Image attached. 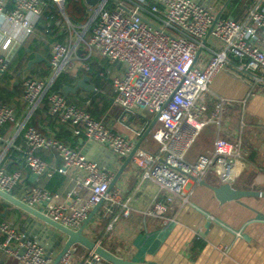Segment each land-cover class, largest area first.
I'll return each instance as SVG.
<instances>
[{
	"label": "built area",
	"instance_id": "2783aa9c",
	"mask_svg": "<svg viewBox=\"0 0 264 264\" xmlns=\"http://www.w3.org/2000/svg\"><path fill=\"white\" fill-rule=\"evenodd\" d=\"M66 2L0 0V77L7 71L18 44L10 33L29 36L49 4L63 13ZM84 5L88 23L76 42L52 45L49 76L23 80L21 99L26 120L45 99L48 114L71 126L73 136L104 148L118 160L126 159L134 149L133 142L52 90L54 81L71 73L75 66L88 72V62L93 57L115 66L117 74L111 76L106 71L101 76L111 77L112 106L119 110V121L123 124L126 119L146 118L149 125L156 119L148 134L157 146L156 152L137 149L132 162L142 171L143 179L156 188L153 202L143 216L162 219L166 227L169 221L164 216L173 205L188 203L184 190L192 178L199 182L213 172L220 184L231 186L236 165L245 159L242 124L238 136H217L209 151L199 152L192 161L185 157L204 127L212 124L220 128L227 101L210 92L219 72L236 63L229 69L233 76L249 86L264 87V0H243V17L239 21L232 17L215 20V8L198 0H99L93 7ZM66 23L75 30L68 19ZM209 40L215 46H207ZM209 95L215 103L206 117ZM25 121L16 122L13 110L0 103V127L12 123L14 136H21L25 147L21 159L30 173L31 184L18 200L71 231L78 230L99 205L95 215L106 222L104 236L110 239L131 210L128 200H121L120 191L110 188L109 170L62 142L43 136ZM39 151L54 152L61 167H48L37 157ZM54 172L66 177L70 184L61 194L38 185L42 177L50 178ZM20 181L21 173L6 172L0 159V191L13 196ZM83 250L75 258L76 246L71 247L58 264H108ZM0 252L20 264H51L55 257L36 238L6 222H0Z\"/></svg>",
	"mask_w": 264,
	"mask_h": 264
},
{
	"label": "crops",
	"instance_id": "0c3cea01",
	"mask_svg": "<svg viewBox=\"0 0 264 264\" xmlns=\"http://www.w3.org/2000/svg\"><path fill=\"white\" fill-rule=\"evenodd\" d=\"M239 1L241 0H198L202 5H212L220 18L232 17L237 21L243 17ZM8 8L10 9V5ZM66 19L75 27L74 31L67 25ZM88 20L86 6L82 2H66L63 13L49 4L32 34L24 36L17 31L10 33L18 44L7 71L0 77V103L13 110L16 122L26 120V108L21 99L23 80L48 77L52 45L69 40L76 42ZM35 55L46 60L49 66L37 61L27 67V63L34 60ZM88 64V72H82L75 66L71 73L64 74L63 87L73 88L78 80L87 77L88 84L93 86L94 91L77 89L75 93L64 95L67 102L94 112L113 132L127 138L135 146L148 127L146 118L134 117L126 119L122 124L119 121V110L112 106L114 93L111 77L101 76L106 71H110L113 76L117 74V68L95 57ZM234 64L236 63L229 65V69H233ZM97 69L100 71L97 72ZM229 69L219 72L210 86L211 94L227 101L220 128L212 124L206 126L203 142L199 141L197 149L192 150L197 138L203 133L202 130L189 149L187 158L192 161L199 152L209 151L217 136L224 139L238 136L242 124L240 136L246 156L234 169L231 187L239 191L264 193V87L249 86L233 76ZM249 93L251 96H248ZM95 95L101 100H96L91 105ZM214 103L215 99L209 95L204 116H209ZM104 104L107 106L105 111ZM47 108L48 104L43 99L37 110L25 121L26 125L34 127L43 136L78 151L87 160L105 167L113 180L125 159L118 160L104 148L90 145L82 137L73 136L71 126L63 125L56 117L50 116ZM13 131L12 123L0 127V159L7 171L21 173V181L12 191V195L20 199L29 188L31 179L21 159L25 148L22 138L20 135L14 136ZM153 144L155 143L147 136L139 145V150L155 153L157 146ZM36 155L52 169L58 170L62 165L52 151H39ZM213 174L207 173L200 181L211 187L219 186L220 181ZM54 176L63 178L64 183L59 188L54 180L55 191L49 192L61 194L70 184L58 172H54L50 178L42 177L38 185L45 186ZM200 181L190 180L184 190L188 203L180 205L176 202L173 205L164 216V220L169 221L165 227L162 219L143 216V212L153 202L156 188L143 179L142 171L131 160L112 187L120 191L122 201L128 200L130 216L121 219L109 239L107 234L104 236L106 222L94 215L86 227L87 237L99 242L100 246L117 257L136 264H264V198L246 197L219 204L213 193L206 186L200 185ZM0 222H6L28 237L40 240L53 255L62 247L63 242L54 239L53 233L47 234L45 226L35 221L28 222L25 213L2 200ZM101 226V233L97 234V228ZM83 251V248L76 246L75 258ZM0 264L20 263L0 252Z\"/></svg>",
	"mask_w": 264,
	"mask_h": 264
},
{
	"label": "water",
	"instance_id": "95a60500",
	"mask_svg": "<svg viewBox=\"0 0 264 264\" xmlns=\"http://www.w3.org/2000/svg\"><path fill=\"white\" fill-rule=\"evenodd\" d=\"M83 1L87 6L93 7L99 0H83ZM218 18L219 15H217L215 20H217ZM37 61L44 62L49 66V63L46 60H43L38 55H35L34 60L29 61L27 63V67H30L32 64L36 63ZM88 81L89 80L87 77H82L80 80L77 81L76 85L73 88L63 87L62 88L63 95H67L69 93H75L77 89H81L84 92L94 91L93 86L89 85ZM155 121L156 119L154 118L152 122L148 125L144 133L142 134L139 142L134 146V149L131 152V154L124 160L122 165L119 167L118 171L116 172L110 184V188L113 187L117 179L123 173L126 166L131 162L135 151L139 149V145L141 144V142L148 136L151 128L155 124ZM192 180L195 181V179L193 178ZM200 185L206 186L213 193L214 198L218 201L219 204H224L226 202H231V201H239L241 198H246V197L264 198V193L262 192L239 191L233 189L228 184H220L217 187H211L205 185L204 182L200 181ZM0 200L25 213L28 216V222L30 223L32 221L39 222L40 224L46 227L47 234L53 233L54 239L57 238L59 242H63L61 249L55 255L51 264H58L62 256L73 246H80L87 251L93 252L95 255L99 256L103 261H105L108 264H136L129 260H125L123 258L117 257L116 255L107 251L103 247L97 245L95 242H93L84 235L83 232L87 227V225L90 223L93 216L95 215L96 211L98 210L99 205L93 208V210L89 213L86 220L82 223L81 227L78 230L71 231L61 226L60 224L52 221L51 219L47 218L45 215L39 213L38 211L23 204L21 201L14 198L13 196H10L2 191H0ZM37 242L40 245H43L42 242H40V240H37Z\"/></svg>",
	"mask_w": 264,
	"mask_h": 264
},
{
	"label": "trees",
	"instance_id": "16d2710c",
	"mask_svg": "<svg viewBox=\"0 0 264 264\" xmlns=\"http://www.w3.org/2000/svg\"><path fill=\"white\" fill-rule=\"evenodd\" d=\"M242 1L243 0H241V1H239L240 3H242ZM67 2H80V1H78V0H67ZM235 2V1H234ZM78 9V8H77ZM39 26V23H36L35 24V26H34V29H36L37 27ZM19 56V55H18ZM100 70L99 69H97V72H99ZM64 75H62V76H59L55 81H54V83H53V85H52V90L53 91H59L60 93H62V88H63V83H64ZM63 94V93H62ZM99 101V100H101L100 98H99V96L98 95H95L93 98H92V100H91V105H93L94 104V101ZM107 109V106L104 104V106H103V111H105ZM85 112H87L94 120H96V121H101L100 119H99V117L97 116V115H95L94 114V112H90V111H87V110H84ZM5 170H6V172H8V173H12V172H9V171H7V169L5 168ZM54 180H56V183L55 184H57L58 186H60L59 188H61L62 186H63V183H64V179L62 178H58V177H56V176H54L53 178H52V180H50L49 181V183L48 184H46L45 186L43 185L42 187L43 188H45L46 190H48V191H55V189H54V185L55 184H53V181Z\"/></svg>",
	"mask_w": 264,
	"mask_h": 264
},
{
	"label": "rangeland",
	"instance_id": "374dc122",
	"mask_svg": "<svg viewBox=\"0 0 264 264\" xmlns=\"http://www.w3.org/2000/svg\"><path fill=\"white\" fill-rule=\"evenodd\" d=\"M211 43H213V42H212L211 40H209V41L207 42V46H210ZM213 44H214V43H213ZM211 46H212V45H211ZM214 46H215V44H214ZM205 53H206V51L203 52V55H204ZM250 96H251V95H250ZM205 128H206V127H204V128L202 129V130H203V131H202L203 133L197 138L196 143H195L196 145H195V144L193 145V147H192V150H193V151H195V150L197 149L198 145L200 144L199 141H202V139H204L203 136H204V130H205ZM202 142H203V141H202ZM153 145H155V144H153ZM207 146H208V145H207ZM185 160L189 161L188 158H187V156L185 157ZM208 175H209V174H208ZM213 177H215L214 174H213ZM215 178H216V177H215ZM102 228H103L102 226L99 227V228H97V231H98L97 234H100V233H101L100 231H101ZM83 233H84V235H85L86 237L88 236L87 233H86V228H85V230H84ZM87 238H88V237H87Z\"/></svg>",
	"mask_w": 264,
	"mask_h": 264
}]
</instances>
